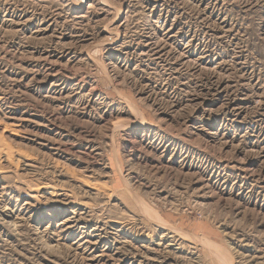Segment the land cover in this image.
Wrapping results in <instances>:
<instances>
[{"label":"rangeland","instance_id":"374dc122","mask_svg":"<svg viewBox=\"0 0 264 264\" xmlns=\"http://www.w3.org/2000/svg\"><path fill=\"white\" fill-rule=\"evenodd\" d=\"M0 264H264V0H0Z\"/></svg>","mask_w":264,"mask_h":264},{"label":"bare ground","instance_id":"6f19581e","mask_svg":"<svg viewBox=\"0 0 264 264\" xmlns=\"http://www.w3.org/2000/svg\"><path fill=\"white\" fill-rule=\"evenodd\" d=\"M219 256V255H218ZM220 257V256H219Z\"/></svg>","mask_w":264,"mask_h":264}]
</instances>
